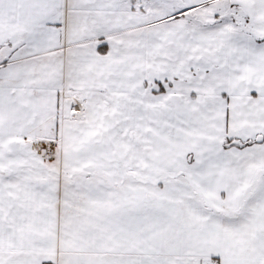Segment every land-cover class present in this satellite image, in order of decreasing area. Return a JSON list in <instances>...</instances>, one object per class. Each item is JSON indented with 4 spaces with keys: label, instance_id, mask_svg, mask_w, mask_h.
I'll return each instance as SVG.
<instances>
[{
    "label": "snow or ice",
    "instance_id": "1",
    "mask_svg": "<svg viewBox=\"0 0 264 264\" xmlns=\"http://www.w3.org/2000/svg\"><path fill=\"white\" fill-rule=\"evenodd\" d=\"M0 264H264V0H0Z\"/></svg>",
    "mask_w": 264,
    "mask_h": 264
}]
</instances>
